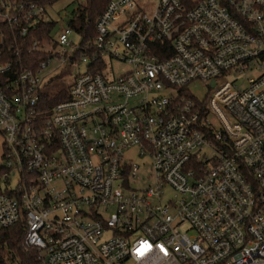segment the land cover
<instances>
[{"label": "built area", "instance_id": "1", "mask_svg": "<svg viewBox=\"0 0 264 264\" xmlns=\"http://www.w3.org/2000/svg\"><path fill=\"white\" fill-rule=\"evenodd\" d=\"M48 1L0 0V231L39 264H264V0H111L86 41L31 37Z\"/></svg>", "mask_w": 264, "mask_h": 264}, {"label": "trees", "instance_id": "2", "mask_svg": "<svg viewBox=\"0 0 264 264\" xmlns=\"http://www.w3.org/2000/svg\"><path fill=\"white\" fill-rule=\"evenodd\" d=\"M57 1L49 0L46 5L54 4ZM110 1L81 0L73 15L66 23V26L71 28L76 34L81 35L83 41L91 40L94 37L95 21ZM42 18L43 20L39 24V32L37 35H32L31 37H36L40 40H49V38L51 39L50 33L56 26V21L54 19H46L45 17ZM22 57L25 62L29 61L31 66L32 64L35 66L39 61L43 60L44 55L42 52L32 54L25 52L22 54ZM66 98L67 96L64 90H61L55 95H43L41 103L45 107L44 109H48ZM22 244L23 222L0 231V264H7L9 262L7 261L8 259L3 258V253H5L4 256H10V262H16L17 264H39L35 253L31 251L26 252Z\"/></svg>", "mask_w": 264, "mask_h": 264}, {"label": "rangeland", "instance_id": "3", "mask_svg": "<svg viewBox=\"0 0 264 264\" xmlns=\"http://www.w3.org/2000/svg\"><path fill=\"white\" fill-rule=\"evenodd\" d=\"M81 0H58L54 4H52L50 7L47 8V18L54 19L56 21V26L50 33V37L52 40H56L57 37L61 32H63L66 29V23L69 21L71 16L73 15V12L76 10L78 3H80ZM70 39L72 42H79V37L72 33L70 36ZM115 69H118V66H114ZM83 71V67H80V72ZM77 73L76 69L70 70L64 69L61 73H59L58 78L55 82V84H52L49 86V89H46V92L49 91H57L59 89L65 88L67 86H70L74 79L73 75ZM105 78L108 79V73L105 72L104 74ZM252 75H248L250 77ZM246 79V78H245ZM244 79V80H245ZM190 93L195 96L196 98L202 100L205 97V94L207 93V89L204 87L203 84H194L189 88ZM2 154V137L0 136V156ZM124 160L125 162H132L135 164H138L140 166V170L138 173L140 182H135L131 185L133 189L139 188L142 186L143 181H147L148 179V171L147 166L148 160L146 158H140L136 155L135 150H130L124 154ZM137 181V180H136ZM3 253V258L8 259L7 264H17L16 262H10V256L5 255Z\"/></svg>", "mask_w": 264, "mask_h": 264}]
</instances>
